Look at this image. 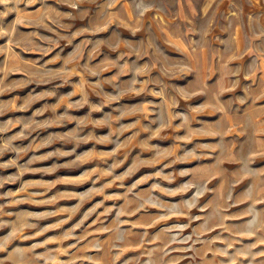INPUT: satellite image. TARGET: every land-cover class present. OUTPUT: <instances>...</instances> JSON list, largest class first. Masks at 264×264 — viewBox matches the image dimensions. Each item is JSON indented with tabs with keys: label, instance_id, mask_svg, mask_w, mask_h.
<instances>
[{
	"label": "rangeland",
	"instance_id": "obj_1",
	"mask_svg": "<svg viewBox=\"0 0 264 264\" xmlns=\"http://www.w3.org/2000/svg\"><path fill=\"white\" fill-rule=\"evenodd\" d=\"M0 264H264V0H0Z\"/></svg>",
	"mask_w": 264,
	"mask_h": 264
}]
</instances>
